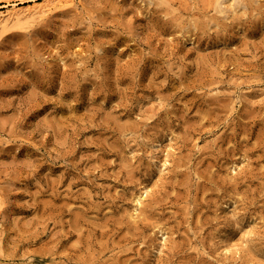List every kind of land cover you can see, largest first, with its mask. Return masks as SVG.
<instances>
[{"label": "rangeland", "instance_id": "374dc122", "mask_svg": "<svg viewBox=\"0 0 264 264\" xmlns=\"http://www.w3.org/2000/svg\"><path fill=\"white\" fill-rule=\"evenodd\" d=\"M0 21V264H264V0Z\"/></svg>", "mask_w": 264, "mask_h": 264}, {"label": "bare ground", "instance_id": "6f19581e", "mask_svg": "<svg viewBox=\"0 0 264 264\" xmlns=\"http://www.w3.org/2000/svg\"><path fill=\"white\" fill-rule=\"evenodd\" d=\"M68 1H69V2L73 1V2H74V0H68ZM45 2H46V1H45ZM45 2H44V3H45ZM53 2H54V1H53ZM44 3H43V4H44ZM40 5H42V4H40ZM51 6H52V5H51ZM48 7H49V4L46 3V4H44V5L40 6V7L38 6V9H39L41 12H42V11L44 12V10H47ZM51 8H52V7H51ZM38 9H37V10H38ZM48 9H49V8H48ZM39 10H38V11H39ZM32 12H33V10H32ZM41 12H40V14H41ZM46 12H47V11H46ZM19 13H21V12H17V11H15V9H14V11H12V12H10V13L8 14L7 18H9V19H10V18H14V19H15V18H17V17L19 18V15H18ZM26 13H27V12H26ZM33 13H35V12H33ZM22 14H24V13H22ZM29 15H30V14H29ZM4 16H5V15H4ZM30 16H31V15H30ZM2 17H3V16H2ZM27 17H28V16H27ZM31 17H32V16H31ZM3 18H4V17H3ZM5 18H6V17H5ZM5 18H4V19H5ZM18 18H17V19H18ZM17 19H15V20L17 21ZM2 20H3V19H2ZM5 20H6V19H5ZM3 21H4V20H3ZM12 21H13V19L11 20V22H12ZM18 21H19V20H18ZM1 22H2V21H0V23H1ZM6 24H7V23H6ZM8 24H9V23H8ZM1 26H2V25H1ZM1 26H0V27H1ZM4 26H5V25L3 24L2 27H4ZM146 192H147V190L144 189L139 195L136 196V198H135V203H134V204H135V205H134V206H135V210L141 205V203H142V198H143V196L146 195ZM133 210H134V209H133ZM164 239H165V238H164ZM229 239H230V238H229ZM230 240H231V239H230ZM230 240H228L227 243L225 244V245H226V247H225L226 249H229V248L232 246Z\"/></svg>", "mask_w": 264, "mask_h": 264}]
</instances>
